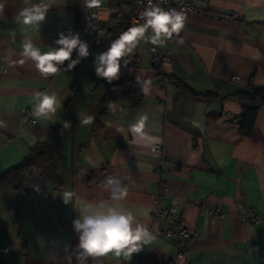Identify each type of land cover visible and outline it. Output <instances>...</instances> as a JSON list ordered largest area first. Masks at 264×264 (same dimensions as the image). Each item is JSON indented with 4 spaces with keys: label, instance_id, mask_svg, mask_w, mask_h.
Listing matches in <instances>:
<instances>
[{
    "label": "crops",
    "instance_id": "crops-1",
    "mask_svg": "<svg viewBox=\"0 0 264 264\" xmlns=\"http://www.w3.org/2000/svg\"><path fill=\"white\" fill-rule=\"evenodd\" d=\"M107 2L98 8L103 26L110 25ZM56 3L40 31L28 33L45 51L56 47L59 33L76 30L77 0ZM121 3L118 15L126 20L129 5ZM194 3L197 9L183 10L180 34L154 45L167 50L166 62H150L152 44L146 42L129 55L135 78L151 81L150 93L142 92L133 105L122 91L98 79L94 57L102 48H91L69 72L43 77L21 55L16 15L23 0H0V174L21 163L35 143L48 142L56 146L61 181L59 187L48 183L24 191L0 185V264H69V255L77 264L79 239L72 221L79 213L62 195L75 191L83 200L99 202L109 195L100 187L108 176L127 186L125 207L137 215L149 210L139 218L155 240L131 260L109 254L87 264H185L159 236L160 224L152 218L156 198L159 206L176 208L193 232L187 264H264V105L250 134L242 135L235 121L240 114L235 93L264 88V0ZM226 12L236 16H220ZM111 90L113 96L98 113V103ZM35 91L56 93L61 107L51 119L22 128V112L33 109ZM207 93L214 96H199ZM109 103L117 105L115 114ZM143 113L149 117L147 130L162 140L155 154L130 145V132L117 131L127 133ZM86 116L95 118L90 125L82 123Z\"/></svg>",
    "mask_w": 264,
    "mask_h": 264
},
{
    "label": "clouds",
    "instance_id": "clouds-1",
    "mask_svg": "<svg viewBox=\"0 0 264 264\" xmlns=\"http://www.w3.org/2000/svg\"><path fill=\"white\" fill-rule=\"evenodd\" d=\"M25 6L17 15L16 22L21 26V55L25 60H31L35 69L45 78L55 76L61 72L71 71L83 58L89 56V45L82 41L79 33H59L55 40L56 47L48 46L43 50L29 35L31 31H40L41 25L46 19L48 10L57 5L56 0H23ZM103 0H83V6L89 10L100 8ZM163 0H147V6L139 13L141 22L133 23L117 38L110 42L108 48L95 55L94 68L97 77L111 83L120 78L121 64H128V57L141 42L163 46L173 35L177 36L183 30L186 22L184 11L175 8L165 10L160 4ZM151 30V35H147ZM100 35H102L100 33ZM182 42V41H180ZM76 58L73 59V53ZM23 62V61H22ZM65 62H68L65 66ZM136 83L141 91L150 93V80L136 77ZM33 116L37 120L51 119L61 107L62 101L56 93L35 91L33 96ZM109 110L115 114L117 105L108 104ZM119 111H123L120 108ZM148 114H139L134 123L129 124L127 133L123 128L117 131L123 135L130 132L132 139L130 145L143 149H150V154L156 153V146L162 143L157 135H152L147 130ZM95 118L86 116L82 123L90 125ZM2 126V124H0ZM100 187L109 195L99 202L83 200L75 191L63 193V202L71 203L79 213L72 221L74 231L78 234V245L74 250L77 264H87L89 259L105 257L109 254L119 258L121 256L131 260L134 253H138L144 246L151 245L155 237L143 224L139 217L146 216L148 209L139 210V215L125 207L121 202L128 196V188L116 176H108L100 184ZM38 190V189H37ZM69 264L72 255L67 257Z\"/></svg>",
    "mask_w": 264,
    "mask_h": 264
},
{
    "label": "trees",
    "instance_id": "trees-1",
    "mask_svg": "<svg viewBox=\"0 0 264 264\" xmlns=\"http://www.w3.org/2000/svg\"><path fill=\"white\" fill-rule=\"evenodd\" d=\"M123 0H108V10L110 12V25L101 28L105 32L106 41L104 51L110 45V42L117 38L123 31L129 28L126 20H122L120 15V6ZM101 23V22H100ZM128 64L125 66L122 62L120 78L111 83L105 79L98 77L99 80L113 85L117 90L122 91L131 99L132 104H137L142 97V91L136 83L134 76L135 63L128 56L126 57ZM114 91L107 92L103 99L97 105V112L103 110L107 100L111 98ZM204 99L213 97L211 93L199 95ZM235 99L240 108V114L236 117V123L239 126V132L242 135L250 134L255 120L257 109L264 105V88H249L235 93ZM57 129L55 128V131ZM56 146L48 142H37L31 146L29 154L21 163L13 166L0 174V185L12 186L19 191H24L26 188H40L45 184H52L55 187L61 185L60 178L57 174L58 159L56 156ZM40 170L34 174V170ZM23 204L22 199L19 200L18 208ZM19 210V209H18Z\"/></svg>",
    "mask_w": 264,
    "mask_h": 264
},
{
    "label": "built area",
    "instance_id": "built-area-1",
    "mask_svg": "<svg viewBox=\"0 0 264 264\" xmlns=\"http://www.w3.org/2000/svg\"><path fill=\"white\" fill-rule=\"evenodd\" d=\"M108 1V0H107ZM129 5V12L127 13L126 22L127 26L130 27L133 23L141 22L139 20V13L147 6V0H125ZM157 2V0H153ZM77 23L76 30L74 33H79L82 41H85L89 45V51L93 47L104 48L106 36L104 30L101 28L100 18L98 8L87 10L83 6V0H77ZM165 10L175 8L178 11H183L186 9L195 10L197 6L194 3V0H163L160 4ZM222 17H235L236 14H229L228 12L222 13ZM186 23V22H185ZM185 27V26H184ZM100 33L102 35H100ZM176 34L173 35L175 39ZM172 38V39H173ZM149 57L150 62L153 64H162L166 62L167 50L159 49L154 45L149 47ZM90 53V52H89ZM230 81H235L236 76H231ZM22 115L24 116V124L22 128H29L36 125V117L33 116L32 110H23ZM162 186L164 183L162 182ZM156 205H154L153 217L160 224L159 236L165 238L169 241L174 248L175 259H180L185 262H188L187 257V244L190 239L193 237V232L186 228L185 222L181 217L178 210L172 206H159L156 198ZM258 216H255L254 219H257ZM142 258V256H140Z\"/></svg>",
    "mask_w": 264,
    "mask_h": 264
}]
</instances>
